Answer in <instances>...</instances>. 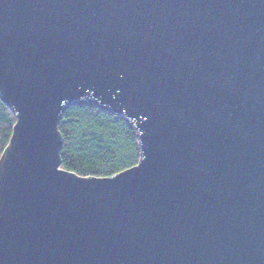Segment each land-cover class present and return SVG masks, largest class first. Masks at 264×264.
<instances>
[{
  "label": "water",
  "instance_id": "water-1",
  "mask_svg": "<svg viewBox=\"0 0 264 264\" xmlns=\"http://www.w3.org/2000/svg\"><path fill=\"white\" fill-rule=\"evenodd\" d=\"M0 264H264V0H0ZM135 133L63 167L69 108Z\"/></svg>",
  "mask_w": 264,
  "mask_h": 264
},
{
  "label": "trees",
  "instance_id": "trees-1",
  "mask_svg": "<svg viewBox=\"0 0 264 264\" xmlns=\"http://www.w3.org/2000/svg\"><path fill=\"white\" fill-rule=\"evenodd\" d=\"M0 100V158L15 126ZM64 169L81 176H113L138 163L135 133L125 120L95 107L69 108L62 119Z\"/></svg>",
  "mask_w": 264,
  "mask_h": 264
}]
</instances>
